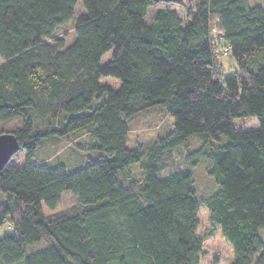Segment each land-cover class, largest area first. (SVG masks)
Masks as SVG:
<instances>
[{
  "label": "trees",
  "instance_id": "1",
  "mask_svg": "<svg viewBox=\"0 0 264 264\" xmlns=\"http://www.w3.org/2000/svg\"><path fill=\"white\" fill-rule=\"evenodd\" d=\"M223 47L231 73L220 69ZM0 60V135L21 147L0 171V230L13 229L0 232V264H201V210L232 247L230 264H264L263 7L0 0ZM155 108L172 128L128 146L130 119ZM251 119L258 127L247 130ZM85 129L97 161L74 172L33 162L48 139ZM201 166L213 181L204 192ZM65 193L75 203L57 212Z\"/></svg>",
  "mask_w": 264,
  "mask_h": 264
},
{
  "label": "rangeland",
  "instance_id": "2",
  "mask_svg": "<svg viewBox=\"0 0 264 264\" xmlns=\"http://www.w3.org/2000/svg\"><path fill=\"white\" fill-rule=\"evenodd\" d=\"M251 6L263 7L264 0H249ZM162 7L173 9L179 12L182 17L185 16L181 8L176 4H161ZM77 15L81 12V2L77 5ZM214 33V32H213ZM220 62L222 71L231 73L235 68V61L231 56H228L227 47L220 50ZM111 59V53L102 58L101 63L105 64ZM1 63V60H0ZM102 83L108 84L111 87L118 89L119 81L113 78H102ZM259 121L251 119L243 125L247 130L257 129ZM130 132H129V145L135 147L138 144H145L148 141L155 139L158 136H163L169 129L172 128L173 119L164 110L155 108L140 113L130 119ZM59 128V125H55ZM195 138V137H194ZM222 142H227L222 138ZM197 140H190L188 148L192 149L197 147ZM94 142L91 139L89 130H79L66 137L53 139L50 138L43 143V146L36 152L33 162H49L51 164L62 163L69 172H74L82 167L87 166L89 163L97 161L102 155V152L93 148ZM187 149L185 147L175 151L176 163L182 166V156L185 155ZM18 164H24L27 160L25 152L19 153ZM135 170V168H134ZM197 184L199 191L211 190L213 181L207 178L203 167L196 170ZM207 187V188H206ZM212 191L206 193L209 195ZM75 203V198L71 193H65L62 202L57 210L63 211L69 209ZM46 215L52 214L45 210ZM199 229L198 235L203 240V252L201 256V264H230L233 260L234 253L232 247L226 242L219 230H214L210 226L209 216L205 210H201L198 215ZM6 230H13L11 226L6 225L0 232ZM45 243H38L29 247L31 251L44 249ZM23 264V263H20Z\"/></svg>",
  "mask_w": 264,
  "mask_h": 264
},
{
  "label": "water",
  "instance_id": "3",
  "mask_svg": "<svg viewBox=\"0 0 264 264\" xmlns=\"http://www.w3.org/2000/svg\"><path fill=\"white\" fill-rule=\"evenodd\" d=\"M20 149L19 141L14 134L6 133L0 135V171L7 166Z\"/></svg>",
  "mask_w": 264,
  "mask_h": 264
}]
</instances>
